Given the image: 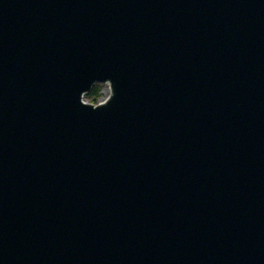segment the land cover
Listing matches in <instances>:
<instances>
[{"label": "water", "instance_id": "obj_1", "mask_svg": "<svg viewBox=\"0 0 264 264\" xmlns=\"http://www.w3.org/2000/svg\"><path fill=\"white\" fill-rule=\"evenodd\" d=\"M0 264H264V0H0Z\"/></svg>", "mask_w": 264, "mask_h": 264}, {"label": "rangeland", "instance_id": "obj_2", "mask_svg": "<svg viewBox=\"0 0 264 264\" xmlns=\"http://www.w3.org/2000/svg\"><path fill=\"white\" fill-rule=\"evenodd\" d=\"M103 86L102 84L100 83H97L93 86V89H97L98 91V94H99V97L93 101V98L92 97H88V96H85L84 100L87 99L90 104H96L98 103L99 101L103 100L106 96L102 93V89H103Z\"/></svg>", "mask_w": 264, "mask_h": 264}, {"label": "clouds", "instance_id": "obj_3", "mask_svg": "<svg viewBox=\"0 0 264 264\" xmlns=\"http://www.w3.org/2000/svg\"><path fill=\"white\" fill-rule=\"evenodd\" d=\"M105 87H107V86H105ZM113 94H114V93H112L110 90L106 92V96H108V97L112 96ZM79 103H80L82 106H85L86 104H89L90 102H89L87 99H85L84 101H81V100L79 99ZM96 107H97V106H92V110H96Z\"/></svg>", "mask_w": 264, "mask_h": 264}, {"label": "trees", "instance_id": "obj_4", "mask_svg": "<svg viewBox=\"0 0 264 264\" xmlns=\"http://www.w3.org/2000/svg\"><path fill=\"white\" fill-rule=\"evenodd\" d=\"M85 96L92 97V98H93V101H95V100L99 97V94H98L97 89H92V90H91L88 94H86Z\"/></svg>", "mask_w": 264, "mask_h": 264}, {"label": "bare ground", "instance_id": "obj_5", "mask_svg": "<svg viewBox=\"0 0 264 264\" xmlns=\"http://www.w3.org/2000/svg\"><path fill=\"white\" fill-rule=\"evenodd\" d=\"M109 91L108 86H103L102 93L106 96V92Z\"/></svg>", "mask_w": 264, "mask_h": 264}]
</instances>
